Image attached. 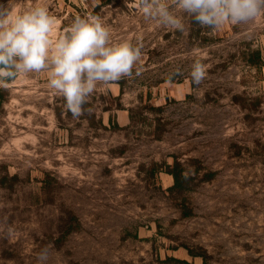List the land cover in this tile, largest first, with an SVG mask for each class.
Returning a JSON list of instances; mask_svg holds the SVG:
<instances>
[{"label": "rangeland", "instance_id": "rangeland-1", "mask_svg": "<svg viewBox=\"0 0 264 264\" xmlns=\"http://www.w3.org/2000/svg\"><path fill=\"white\" fill-rule=\"evenodd\" d=\"M165 2L183 31L139 0H10L47 8L53 41L99 16L141 57L79 117L47 70L0 86V264H40L42 250L47 264H264V15L217 30ZM175 160L191 177L180 193L164 180Z\"/></svg>", "mask_w": 264, "mask_h": 264}, {"label": "clouds", "instance_id": "clouds-1", "mask_svg": "<svg viewBox=\"0 0 264 264\" xmlns=\"http://www.w3.org/2000/svg\"><path fill=\"white\" fill-rule=\"evenodd\" d=\"M146 19L163 26L184 30L179 15L165 0H139ZM174 7L191 16L201 27L221 29L226 23L249 26L264 15V0H174ZM56 18L42 6L14 10L0 4V86L18 73L47 70L49 87L65 100L73 117L82 114L90 95L133 73L141 49L129 41L114 43L110 29L99 16L76 17L65 34L53 41ZM193 83L205 78L200 62L192 65ZM49 253L42 250L40 264H47Z\"/></svg>", "mask_w": 264, "mask_h": 264}, {"label": "trees", "instance_id": "trees-1", "mask_svg": "<svg viewBox=\"0 0 264 264\" xmlns=\"http://www.w3.org/2000/svg\"><path fill=\"white\" fill-rule=\"evenodd\" d=\"M185 168L177 160L174 161V164L169 166L165 173L169 174L173 178V183L167 187L169 192L180 193L189 189V181L191 179L190 175L185 173Z\"/></svg>", "mask_w": 264, "mask_h": 264}, {"label": "crops", "instance_id": "crops-1", "mask_svg": "<svg viewBox=\"0 0 264 264\" xmlns=\"http://www.w3.org/2000/svg\"><path fill=\"white\" fill-rule=\"evenodd\" d=\"M121 82H122L121 80L116 81V82H111V87H112L111 90L115 91V93H112L113 96H116L121 92V86H120ZM120 111H122L123 112L122 114L127 117V114H126L127 112H126L125 108H123ZM164 176H165L164 180L166 182V187H169L173 183V178L171 175H169L167 173H164Z\"/></svg>", "mask_w": 264, "mask_h": 264}]
</instances>
